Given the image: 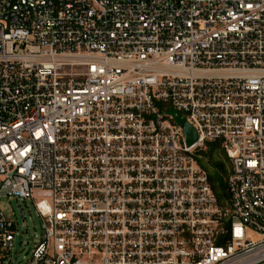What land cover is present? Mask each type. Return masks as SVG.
I'll return each instance as SVG.
<instances>
[{
    "label": "built area",
    "instance_id": "obj_1",
    "mask_svg": "<svg viewBox=\"0 0 264 264\" xmlns=\"http://www.w3.org/2000/svg\"><path fill=\"white\" fill-rule=\"evenodd\" d=\"M11 197L40 220L23 264H264V0H0ZM15 237L0 209V264Z\"/></svg>",
    "mask_w": 264,
    "mask_h": 264
},
{
    "label": "rangeland",
    "instance_id": "obj_2",
    "mask_svg": "<svg viewBox=\"0 0 264 264\" xmlns=\"http://www.w3.org/2000/svg\"><path fill=\"white\" fill-rule=\"evenodd\" d=\"M0 209L16 226L9 264H23L36 245V237L40 234L39 217L29 199L21 200L14 197L0 199ZM249 235L255 237L252 233Z\"/></svg>",
    "mask_w": 264,
    "mask_h": 264
},
{
    "label": "trees",
    "instance_id": "obj_3",
    "mask_svg": "<svg viewBox=\"0 0 264 264\" xmlns=\"http://www.w3.org/2000/svg\"><path fill=\"white\" fill-rule=\"evenodd\" d=\"M198 163L207 174L212 191L219 200L226 196V179L230 170V161L223 148L217 142H208L198 152Z\"/></svg>",
    "mask_w": 264,
    "mask_h": 264
},
{
    "label": "water",
    "instance_id": "obj_4",
    "mask_svg": "<svg viewBox=\"0 0 264 264\" xmlns=\"http://www.w3.org/2000/svg\"><path fill=\"white\" fill-rule=\"evenodd\" d=\"M177 124L182 129L183 135L185 137V141L188 147L193 146L198 141L197 133L195 129L189 125L185 119H182L180 117L176 118Z\"/></svg>",
    "mask_w": 264,
    "mask_h": 264
}]
</instances>
